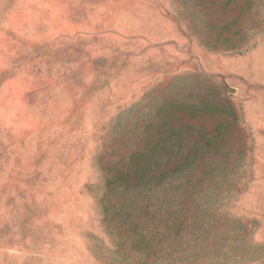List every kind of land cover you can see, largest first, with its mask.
Segmentation results:
<instances>
[{"label": "rangeland", "instance_id": "rangeland-1", "mask_svg": "<svg viewBox=\"0 0 264 264\" xmlns=\"http://www.w3.org/2000/svg\"><path fill=\"white\" fill-rule=\"evenodd\" d=\"M0 264H264V0H0Z\"/></svg>", "mask_w": 264, "mask_h": 264}, {"label": "trees", "instance_id": "trees-1", "mask_svg": "<svg viewBox=\"0 0 264 264\" xmlns=\"http://www.w3.org/2000/svg\"><path fill=\"white\" fill-rule=\"evenodd\" d=\"M138 229V227H137ZM134 242H135V248H139V251L142 252L144 250H151V243L150 241L147 239V237L140 231H137L135 233V238H134Z\"/></svg>", "mask_w": 264, "mask_h": 264}]
</instances>
